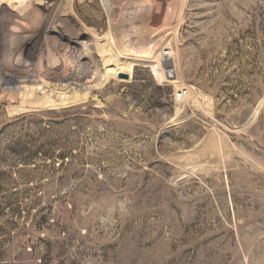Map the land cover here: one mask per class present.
I'll return each instance as SVG.
<instances>
[{
  "label": "rangeland",
  "instance_id": "rangeland-1",
  "mask_svg": "<svg viewBox=\"0 0 264 264\" xmlns=\"http://www.w3.org/2000/svg\"><path fill=\"white\" fill-rule=\"evenodd\" d=\"M0 264H264V0H0Z\"/></svg>",
  "mask_w": 264,
  "mask_h": 264
},
{
  "label": "built area",
  "instance_id": "built-area-1",
  "mask_svg": "<svg viewBox=\"0 0 264 264\" xmlns=\"http://www.w3.org/2000/svg\"><path fill=\"white\" fill-rule=\"evenodd\" d=\"M170 50H166L165 54H169ZM168 57H170L171 55H166ZM174 102L177 104H183L185 103V101L188 99L189 94H187L186 89H178L175 93H174Z\"/></svg>",
  "mask_w": 264,
  "mask_h": 264
},
{
  "label": "water",
  "instance_id": "water-1",
  "mask_svg": "<svg viewBox=\"0 0 264 264\" xmlns=\"http://www.w3.org/2000/svg\"><path fill=\"white\" fill-rule=\"evenodd\" d=\"M164 62V61H163ZM173 70V69H172ZM122 78H125V79H128L129 78V76L127 75V74H121L120 75Z\"/></svg>",
  "mask_w": 264,
  "mask_h": 264
},
{
  "label": "bare ground",
  "instance_id": "bare-ground-1",
  "mask_svg": "<svg viewBox=\"0 0 264 264\" xmlns=\"http://www.w3.org/2000/svg\"><path fill=\"white\" fill-rule=\"evenodd\" d=\"M171 61V60H170ZM165 62V61H164ZM173 64V63H172ZM172 64H170L171 66H172ZM164 66H166V64H164ZM168 66V65H167ZM121 77V76H120ZM122 78V77H121ZM123 79H125V78H123ZM180 89H184L183 87L182 88H180ZM175 95V94H174Z\"/></svg>",
  "mask_w": 264,
  "mask_h": 264
}]
</instances>
